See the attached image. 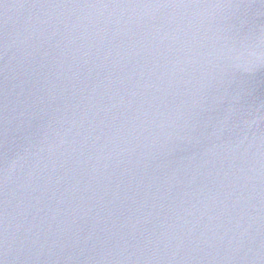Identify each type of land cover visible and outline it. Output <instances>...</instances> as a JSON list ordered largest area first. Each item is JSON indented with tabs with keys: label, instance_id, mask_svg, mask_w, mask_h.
I'll return each mask as SVG.
<instances>
[{
	"label": "water",
	"instance_id": "obj_1",
	"mask_svg": "<svg viewBox=\"0 0 264 264\" xmlns=\"http://www.w3.org/2000/svg\"><path fill=\"white\" fill-rule=\"evenodd\" d=\"M0 264H264V0H0Z\"/></svg>",
	"mask_w": 264,
	"mask_h": 264
}]
</instances>
